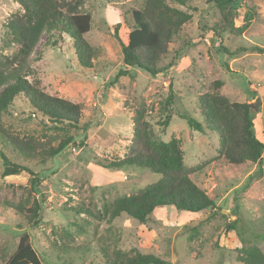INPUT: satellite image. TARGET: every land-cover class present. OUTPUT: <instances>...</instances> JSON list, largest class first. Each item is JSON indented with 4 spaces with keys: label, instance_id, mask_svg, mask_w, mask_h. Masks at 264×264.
<instances>
[{
    "label": "rangeland",
    "instance_id": "374dc122",
    "mask_svg": "<svg viewBox=\"0 0 264 264\" xmlns=\"http://www.w3.org/2000/svg\"><path fill=\"white\" fill-rule=\"evenodd\" d=\"M84 2V12L92 16L86 37L99 50L93 68L78 64L68 36L58 39L54 35L47 42L49 34L45 33L24 75L29 82L39 81L45 92L81 104V126H91L85 133L79 131L77 140L82 146L67 148L45 165L38 158L26 159L0 136V152L40 173L41 190L48 200L42 222L28 225L16 207L21 203L33 207L39 194L31 192L27 173L2 178L0 158V264H6L24 233L30 235L43 264H107L117 251L154 254L168 264H244L239 258L242 242L231 225L235 223L251 244L264 247V176L259 173L264 168V153L259 164L233 165L219 155L217 132L205 129L200 134L177 114L165 133L162 129L170 94L174 95V111L205 127L200 97L213 93L214 83L222 81L220 93L232 102L251 104L261 98L253 122L264 144V0H244L240 16L231 14L226 20L209 0H193L199 11L170 44L160 65L173 66L159 76L124 67L123 62L122 43H128L130 32L127 12L141 8L145 0ZM250 7L256 15L244 27L245 8ZM17 11H22L17 0H0V59L17 51L4 27ZM121 69L130 73L115 80ZM24 104L18 100L3 115L6 128L20 137L31 135L42 141L45 135L60 137L48 120L36 118ZM136 109L145 111L160 139L180 140L185 164L194 169L192 180L215 199L216 210L189 213L161 207L146 224L126 215L110 218L106 210L118 198L135 194L161 177L138 167L100 166L125 157L134 137ZM78 207L84 209L82 213L76 212Z\"/></svg>",
    "mask_w": 264,
    "mask_h": 264
},
{
    "label": "trees",
    "instance_id": "16d2710c",
    "mask_svg": "<svg viewBox=\"0 0 264 264\" xmlns=\"http://www.w3.org/2000/svg\"><path fill=\"white\" fill-rule=\"evenodd\" d=\"M22 11L10 15L4 27L7 29L10 42L17 45V51L12 56L0 59V136L26 159L38 158L45 165L49 158L61 155L67 148L78 145L79 131L90 129L91 123L81 126L83 117L82 105L66 98L45 92L40 82H29L24 70L33 56L43 34L54 35L61 39L63 35L73 41L78 64L82 68L92 69L99 50L87 39L91 31L92 16L84 12L85 0H17ZM244 0H209L225 17L240 16L239 10L244 8ZM193 0H145L139 9L127 12L130 29L128 43H122L124 67L138 68L152 76L161 75L168 65L160 64L169 52L170 44L180 35L183 27L192 19L199 9L192 4ZM244 27H248L256 15L254 8H245ZM231 30L234 25L231 24ZM120 25L115 27L118 37ZM213 32L217 33L214 28ZM58 40L53 41V45ZM259 50L258 48H253ZM128 70L121 69L115 77L127 75ZM224 83L216 81L212 86L213 93L200 97L204 125L194 118L174 111V95H168L170 110L163 121L162 132L169 127L172 116L177 114L186 120L189 127L204 134L205 129L218 133L220 138L219 155L233 165L246 163L259 164L263 158L264 144L257 138L253 122V111L248 103L232 102L220 93ZM172 90V89H171ZM18 100L23 101L32 115L53 125L60 132L58 139L45 135V140L34 136L20 137L12 133L3 123V115L12 108ZM133 140L126 147V155L117 161L100 165L106 169L122 170L127 167H138L159 174L160 179L141 191L118 198L106 212L111 219L123 215L146 224L152 220L157 208L174 207L177 211L199 213L206 210H216L214 198L195 184L191 176L193 170L185 164L184 152L179 139L173 137L165 142L152 129L151 123L143 109L134 110ZM62 135V136H61ZM56 142V143H55ZM3 163L1 177H9L27 173L30 175V190L39 194L33 207L24 203L17 205V212L28 225L37 226L43 220V206L48 202L47 195L41 190L43 179L40 173L25 165L11 161L5 153L0 152ZM264 176V168H260ZM82 213L84 209L75 208ZM236 230L242 242V255L239 257L244 264H264V247L251 244L242 237L235 223L231 225ZM6 264H43L39 254L32 246L30 235L24 233L15 252ZM107 264H168L154 254H127L115 252L113 258H108Z\"/></svg>",
    "mask_w": 264,
    "mask_h": 264
},
{
    "label": "water",
    "instance_id": "95a60500",
    "mask_svg": "<svg viewBox=\"0 0 264 264\" xmlns=\"http://www.w3.org/2000/svg\"><path fill=\"white\" fill-rule=\"evenodd\" d=\"M249 106L253 109V113H258L261 106V98H257L253 103L249 104Z\"/></svg>",
    "mask_w": 264,
    "mask_h": 264
}]
</instances>
